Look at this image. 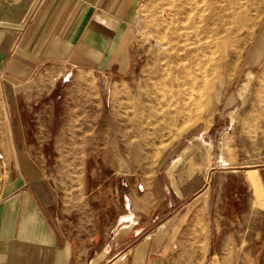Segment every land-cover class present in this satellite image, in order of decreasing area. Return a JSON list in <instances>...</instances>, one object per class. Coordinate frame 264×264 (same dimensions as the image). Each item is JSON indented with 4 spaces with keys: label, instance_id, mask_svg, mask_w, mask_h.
<instances>
[{
    "label": "rangeland",
    "instance_id": "obj_1",
    "mask_svg": "<svg viewBox=\"0 0 264 264\" xmlns=\"http://www.w3.org/2000/svg\"><path fill=\"white\" fill-rule=\"evenodd\" d=\"M185 1L138 0L123 60L108 71L50 73L17 85V97L0 77V185L2 167L25 164L28 153L54 187V213L71 217L70 226L87 237L93 219L103 224L115 213L116 188L122 196L139 189L187 156L195 137L212 138L214 155L226 164L215 179L223 183L218 193L226 208L242 213L252 200L257 207L249 170L264 160V0H241L247 27L228 36L226 51L216 47L222 35L216 30L225 22L227 29L239 7L235 0H211L214 55L205 71L184 59L193 46L192 29L179 31ZM204 81L209 87L201 92ZM4 96L14 109L5 107Z\"/></svg>",
    "mask_w": 264,
    "mask_h": 264
},
{
    "label": "crops",
    "instance_id": "obj_2",
    "mask_svg": "<svg viewBox=\"0 0 264 264\" xmlns=\"http://www.w3.org/2000/svg\"><path fill=\"white\" fill-rule=\"evenodd\" d=\"M137 3L0 0V77L17 97V85L50 73L108 71L123 60ZM197 139L139 189L116 188L115 213L93 219L87 237L54 213V187L28 153L25 164L3 166L0 264H264V160L249 170L259 204L237 214L218 193L226 164L213 139Z\"/></svg>",
    "mask_w": 264,
    "mask_h": 264
},
{
    "label": "bare ground",
    "instance_id": "obj_3",
    "mask_svg": "<svg viewBox=\"0 0 264 264\" xmlns=\"http://www.w3.org/2000/svg\"><path fill=\"white\" fill-rule=\"evenodd\" d=\"M246 2H248V0H246ZM185 3L189 6V9H188V11L183 12V13H186V14H184V15H186V17L182 18L181 22L178 20L180 25H181V28L179 31H181L182 29H186V28L192 29L193 46L191 45L192 49L190 51H186L184 59H187L191 63L192 66H195L201 70L202 67H205V68L207 67L208 63L204 62V61L209 60V62H210L211 61L210 55H214V52H213L212 46H211V40H212V36L214 33L213 28L211 27V22H212L211 0H186ZM234 4L236 6H238L239 8L237 7L238 8L237 12L235 11L232 13V15L230 14L231 15L230 22L227 23L229 25L228 28L226 29V22H225V24H223V26H222V29H219V28L217 30L215 29L216 33L218 32L217 33L218 36L220 34H222L221 36L216 38V41H215L216 47L219 48L220 46H223V49L225 51H226V47L228 45H230V41H231L230 39H228V36L239 35V33L247 27L246 22L248 19V13H247L248 10L246 9L243 2H241V0H235ZM181 6H182V3L179 6H177L176 8L179 7L178 9H180ZM184 7L185 6H183V8ZM178 12H180V11H178ZM178 14H180V13H178ZM218 15H219V13H218ZM173 17H175V16L173 15ZM179 17H181V16H179ZM223 18H221V21L224 22L225 18L224 19ZM249 21H250V19H249ZM227 22H228V20H227ZM174 23L172 21V24H174ZM176 23H178V22H176ZM232 26H234V30L232 29L233 28ZM177 27H179V26H177ZM189 29H187V30H189ZM226 34H227V38H226ZM178 35H180V37L186 36L185 34L180 33V32ZM163 38H164V36H163ZM225 51H224V54H225ZM178 58H180V55ZM202 70L205 71V69H202ZM181 72L185 73L184 75H186L187 74L186 68L182 69ZM200 87H201V90H199V91L202 92L203 90H206L209 87V83L207 81H204Z\"/></svg>",
    "mask_w": 264,
    "mask_h": 264
}]
</instances>
